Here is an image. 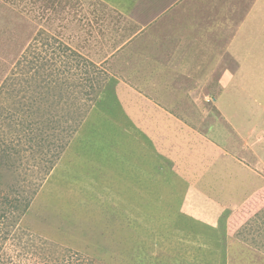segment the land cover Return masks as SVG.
Instances as JSON below:
<instances>
[{
  "label": "rangeland",
  "instance_id": "1",
  "mask_svg": "<svg viewBox=\"0 0 264 264\" xmlns=\"http://www.w3.org/2000/svg\"><path fill=\"white\" fill-rule=\"evenodd\" d=\"M209 1L189 0L185 28L198 21L230 72L248 61L168 96L173 81L124 77L135 30L116 0H0V193L19 178L32 197L18 227L0 221V264H264V0ZM196 87L211 101L193 103Z\"/></svg>",
  "mask_w": 264,
  "mask_h": 264
},
{
  "label": "crops",
  "instance_id": "2",
  "mask_svg": "<svg viewBox=\"0 0 264 264\" xmlns=\"http://www.w3.org/2000/svg\"><path fill=\"white\" fill-rule=\"evenodd\" d=\"M109 1L112 2V0ZM116 1V4L112 2L111 7L117 8L124 14L129 19L128 22L131 28L135 30L130 36L128 44L130 42L136 43L133 38H138L133 49L129 51L128 44L125 42L122 44V48L119 51L123 57L121 59L118 58V64L122 63V65H124L126 61L127 64H134L132 68L134 73L124 72L123 74L128 81H155L156 84H158L159 81H173V85L167 82V84H169V90L166 92L169 94L168 96H172L175 95L178 88H186L192 85L191 82L186 84L187 81L195 82L196 86L198 85L197 83L205 85L210 79L209 70L213 71L216 67L221 71L215 78L218 79L216 81H219L217 82L218 85L223 86L226 82L234 81L235 76L240 73L239 69L242 65L239 64L248 61L245 60L244 56L242 57L241 54H238V56H235L232 60L236 68L233 69V72H230L229 67H224L225 63L222 64L223 47H217L215 43H212L210 44V49H204V43L207 44L208 42H203L201 40V34L194 33L195 36L191 35L190 30L191 28L195 29L199 26L198 21L196 23L193 22L195 23L193 26L185 28L186 19L183 18L188 19V15H190V12L186 10L190 6H193L196 0H193L195 2L192 3H190L189 0ZM200 1H202L201 3L204 4V6L207 3L206 7L210 2L209 0ZM123 5H126L125 8H123ZM249 14L251 13L249 12L248 15ZM251 16L252 15H250V17ZM246 17L243 20H245ZM217 19V17H214V22L220 21H217ZM180 22H183L181 29L188 32H180L181 29L178 28ZM246 22L248 23V19ZM240 27H242V25L237 27V31L232 34L233 36L237 33V35L239 34L241 37L242 30L238 31ZM177 42L179 44L176 46L175 44ZM247 49L248 51L246 52H250V49ZM205 64H208L207 67H205ZM108 81L114 80L110 78ZM195 90L192 89L191 91L192 94H194L193 103L198 104L202 99L205 102L211 101L212 96L210 93L197 92V87ZM160 94L161 98L166 96L165 92ZM193 112L192 115L194 116ZM205 112L206 108L203 106V108L200 109V116L202 118H205ZM178 124H180L179 129L182 130L180 131V135L184 133L182 136L194 135L197 138L198 135H201L204 138H202V140L206 139V142H213L207 141V138L204 137L205 132L208 131V124H205V127H201L200 124L195 126L191 122L189 123L187 120L184 121L183 119L180 120ZM201 125H203V122H201ZM199 126L201 128H199ZM216 148H220L223 153H231L228 151L226 152L225 147Z\"/></svg>",
  "mask_w": 264,
  "mask_h": 264
},
{
  "label": "trees",
  "instance_id": "3",
  "mask_svg": "<svg viewBox=\"0 0 264 264\" xmlns=\"http://www.w3.org/2000/svg\"><path fill=\"white\" fill-rule=\"evenodd\" d=\"M46 81H48V79H46ZM56 82L55 86L58 87V79L52 77L48 83H49V87H51L54 83ZM64 83H62L61 87H64L66 85H69L68 80L64 79L63 80ZM64 91H68V89H64ZM64 93H60L57 96L53 95V92H50L49 97L46 100H50V97H52V104L56 105L57 107L59 106V104H65V103H69V101H67V99H65L64 97ZM59 122H63L61 120V118H58L54 115V117H51L49 119H46V121L44 122L46 124V126H50V123L55 125ZM39 133V132H38ZM38 133L33 132V128L29 130V134L32 135L31 139H35L36 137H39L41 135H38ZM44 140L48 138L43 137ZM10 151H8V149H5L0 146V156H1V163H0V168L4 167L5 162H9L10 161ZM9 154V155H7ZM9 156V157H8ZM12 158V157H11ZM11 161H13V164H15V161L11 159ZM3 174L0 170V186L3 183ZM11 191L14 193V196L11 197L9 196V194H1L0 193V221L2 220H8L9 219V214H11V219H10V223L8 224L11 226H17L19 225V223L21 222L22 217L27 213L28 209L30 208L31 202H32V197H28V195L25 193L24 189H23V185L21 183V179L17 178L16 181L14 182L13 186H10ZM10 233L9 228L4 230L3 229V236L2 237H7ZM232 242H234L233 239H231Z\"/></svg>",
  "mask_w": 264,
  "mask_h": 264
}]
</instances>
